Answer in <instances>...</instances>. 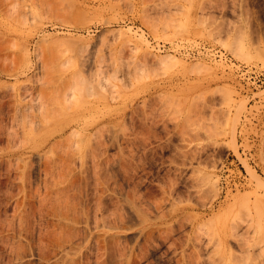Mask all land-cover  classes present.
Instances as JSON below:
<instances>
[{
  "label": "rangeland",
  "instance_id": "374dc122",
  "mask_svg": "<svg viewBox=\"0 0 264 264\" xmlns=\"http://www.w3.org/2000/svg\"><path fill=\"white\" fill-rule=\"evenodd\" d=\"M0 264H264V0H0Z\"/></svg>",
  "mask_w": 264,
  "mask_h": 264
},
{
  "label": "bare ground",
  "instance_id": "6f19581e",
  "mask_svg": "<svg viewBox=\"0 0 264 264\" xmlns=\"http://www.w3.org/2000/svg\"><path fill=\"white\" fill-rule=\"evenodd\" d=\"M179 62H180V59L178 60L176 56H173L170 54L162 55L156 59L157 65H160V66H172V65L174 66L178 64ZM202 66L203 65L201 63H197L193 65V67H196V68H201ZM258 223L260 222L258 221Z\"/></svg>",
  "mask_w": 264,
  "mask_h": 264
}]
</instances>
